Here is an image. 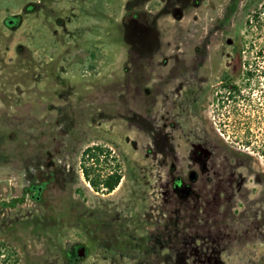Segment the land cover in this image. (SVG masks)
Returning <instances> with one entry per match:
<instances>
[{"label":"rangeland","instance_id":"rangeland-1","mask_svg":"<svg viewBox=\"0 0 264 264\" xmlns=\"http://www.w3.org/2000/svg\"><path fill=\"white\" fill-rule=\"evenodd\" d=\"M230 1L0 0V264H264L237 210L186 176L197 143L264 166L260 130L246 141L213 102L233 53L242 71L264 55V0ZM170 111L187 127L170 133ZM91 145L122 176L109 194L80 176Z\"/></svg>","mask_w":264,"mask_h":264},{"label":"flooded vegetation","instance_id":"flooded-vegetation-1","mask_svg":"<svg viewBox=\"0 0 264 264\" xmlns=\"http://www.w3.org/2000/svg\"><path fill=\"white\" fill-rule=\"evenodd\" d=\"M235 2L236 0L229 2V10ZM230 44L231 41L227 45ZM242 61L243 58H238L237 54L231 55L229 70L224 72L220 80L216 82L214 106L218 111L220 105L225 102L228 104L229 124L246 127V131L242 132L247 136L244 138L246 141L251 138L247 131L256 133L260 130L264 139V55L247 58L246 69L243 71L241 70ZM187 123L183 111L179 114L170 111L167 115L166 125L170 133L175 127L177 129L185 128V125L187 127ZM196 124H199L198 117ZM252 127H256V131H252ZM196 131H198L197 126ZM216 136L219 137L220 134L216 133ZM194 137L191 138L192 143L198 142L201 138L198 132L194 134ZM237 138L239 139L238 136H233V139ZM231 143L232 146L229 147L233 156L229 157L230 160L228 157L218 155L209 157L201 151V144L192 145L196 147L198 155L196 162L198 176L193 171H189L186 176L190 181L199 180L200 186L205 189H212L217 206L228 204L230 209H236V213L230 216L231 224L233 226L238 224L240 232L249 234L255 241L264 243V166L260 165V161L255 159V156H249L248 152L240 150L237 143ZM236 157L252 159L259 166H255L257 170L243 168L236 162L233 166L230 161ZM189 164L192 166L190 162ZM190 174H193L191 178ZM180 183L181 178L176 177L175 186L178 187Z\"/></svg>","mask_w":264,"mask_h":264},{"label":"trees","instance_id":"trees-1","mask_svg":"<svg viewBox=\"0 0 264 264\" xmlns=\"http://www.w3.org/2000/svg\"><path fill=\"white\" fill-rule=\"evenodd\" d=\"M108 159L112 160L110 152L107 148L100 145H91L85 147L80 153L78 160V167L80 176L85 181L87 187L91 192L95 194H109L119 184L121 174L117 166H109ZM113 161V160H112ZM81 219V218H80ZM99 223L98 221H92ZM82 224L90 225L89 220ZM106 226L104 223H100L98 227ZM96 227L95 230L99 229ZM117 231V228H116ZM96 238L86 237V243L84 245V252H90L95 247ZM76 252V251H75Z\"/></svg>","mask_w":264,"mask_h":264},{"label":"water","instance_id":"water-1","mask_svg":"<svg viewBox=\"0 0 264 264\" xmlns=\"http://www.w3.org/2000/svg\"><path fill=\"white\" fill-rule=\"evenodd\" d=\"M229 42H230L229 40L226 41L227 44H228ZM192 176H193V174H190V178H191ZM83 254H84V248L80 247V248H78V249L76 250V256H77L78 258L83 257Z\"/></svg>","mask_w":264,"mask_h":264}]
</instances>
